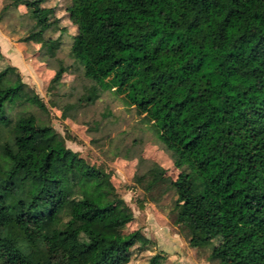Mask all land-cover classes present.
<instances>
[{
  "label": "trees",
  "instance_id": "1",
  "mask_svg": "<svg viewBox=\"0 0 264 264\" xmlns=\"http://www.w3.org/2000/svg\"><path fill=\"white\" fill-rule=\"evenodd\" d=\"M43 1L4 7L30 18L22 40L51 55L80 44L92 68L78 104L114 94L161 136L175 176L154 165L133 186L172 191L175 222L208 260L264 264V0ZM44 116L18 69L0 67V264H127L130 217L106 234L92 226L124 207L110 173L70 149V134L48 135Z\"/></svg>",
  "mask_w": 264,
  "mask_h": 264
},
{
  "label": "rangeland",
  "instance_id": "2",
  "mask_svg": "<svg viewBox=\"0 0 264 264\" xmlns=\"http://www.w3.org/2000/svg\"><path fill=\"white\" fill-rule=\"evenodd\" d=\"M11 1L0 0V67L11 64L18 69L42 104L47 134L74 137L66 140L67 146L109 172L114 193L124 202V207L112 206L104 218L95 220L94 230L110 233L111 221L123 215L130 217L122 231H136L137 241L127 264H146L152 257L156 258L154 264H215L206 258L204 249L186 242L184 227L175 222L170 208L172 191L159 196L158 189L145 192L133 186V175L154 165L162 166L171 177L177 172L159 132L143 121L144 114L125 107L114 94L103 92L90 105L78 104L83 87L91 82L85 68H92L81 45L64 39L51 55L38 44L23 41L31 21L20 6L5 9ZM41 5L59 4L58 0H44ZM68 33L72 34V29ZM60 65L66 71L58 82H52ZM18 157L35 160L27 145L21 146Z\"/></svg>",
  "mask_w": 264,
  "mask_h": 264
}]
</instances>
